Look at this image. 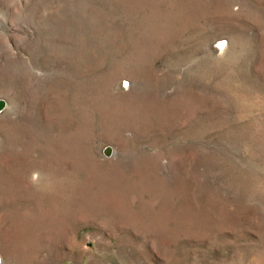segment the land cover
I'll return each mask as SVG.
<instances>
[{
	"label": "rangeland",
	"instance_id": "1",
	"mask_svg": "<svg viewBox=\"0 0 264 264\" xmlns=\"http://www.w3.org/2000/svg\"><path fill=\"white\" fill-rule=\"evenodd\" d=\"M0 264H264V0H0Z\"/></svg>",
	"mask_w": 264,
	"mask_h": 264
},
{
	"label": "water",
	"instance_id": "2",
	"mask_svg": "<svg viewBox=\"0 0 264 264\" xmlns=\"http://www.w3.org/2000/svg\"><path fill=\"white\" fill-rule=\"evenodd\" d=\"M0 104H1V102H0Z\"/></svg>",
	"mask_w": 264,
	"mask_h": 264
}]
</instances>
